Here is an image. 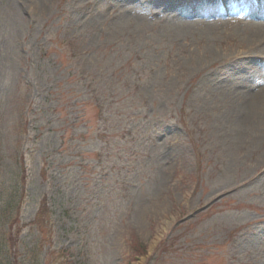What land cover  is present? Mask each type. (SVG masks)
<instances>
[{
    "label": "rangeland",
    "instance_id": "1",
    "mask_svg": "<svg viewBox=\"0 0 264 264\" xmlns=\"http://www.w3.org/2000/svg\"><path fill=\"white\" fill-rule=\"evenodd\" d=\"M188 11L0 0V224L17 262L264 264V115L234 114L264 52L241 19Z\"/></svg>",
    "mask_w": 264,
    "mask_h": 264
},
{
    "label": "bare ground",
    "instance_id": "2",
    "mask_svg": "<svg viewBox=\"0 0 264 264\" xmlns=\"http://www.w3.org/2000/svg\"><path fill=\"white\" fill-rule=\"evenodd\" d=\"M191 12L192 13L186 16H192L195 13L194 9ZM239 30L245 35L247 40L252 42L256 40L255 52H264V37L262 38V36H264V21L257 19L245 22V27H241ZM261 65L264 66V61L261 62ZM258 86L259 87L257 90L251 88L246 92L245 101L241 103L238 110H235L234 114L238 115V119L239 121H241V123H244L248 120L257 121V117L264 115V113H260L261 111L258 109L259 107L262 108V104H264V84H259ZM248 87L250 86H244L245 89H247ZM250 113L251 116H249ZM243 135H245V133H243Z\"/></svg>",
    "mask_w": 264,
    "mask_h": 264
},
{
    "label": "trees",
    "instance_id": "3",
    "mask_svg": "<svg viewBox=\"0 0 264 264\" xmlns=\"http://www.w3.org/2000/svg\"><path fill=\"white\" fill-rule=\"evenodd\" d=\"M45 202L46 201L44 200V202L42 203V205L39 208V210L36 214V217H35V222L38 223L39 229H42V230L45 227L43 225L44 222L49 223L48 220H49L50 214H51V211L49 210V208ZM4 221L7 222V219H4V218L1 219L0 218V223L1 222L3 223ZM16 223H17V221H16ZM1 224H0V264H3V263H5V264H24V263H26V264H49L47 261L48 254H47V258H46V256L42 257L41 256V253H42L41 249L39 251L35 250V249L30 250V252H28L26 255H24L25 257L23 258V260H21V263L19 261H18L19 262L18 263L15 254L12 255L10 252H16L17 251L16 245L19 243L16 242L17 239L15 240V236L13 235V231H11V233L8 234L9 231L7 232L5 227ZM12 224H15V222ZM11 228H13V227H11ZM14 231L17 232V230H15V229H14ZM17 254L20 255L19 253H17ZM56 255H57V259L60 261L59 264H74L71 261L66 259L68 257L67 255H65V256L63 255L62 258H61L62 254H58V252H57ZM42 258H44V260H42Z\"/></svg>",
    "mask_w": 264,
    "mask_h": 264
}]
</instances>
